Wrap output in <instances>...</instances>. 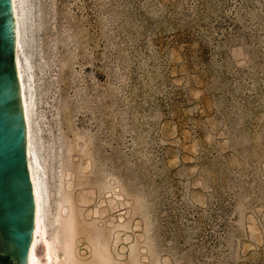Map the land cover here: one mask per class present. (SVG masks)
<instances>
[{
    "label": "rangeland",
    "instance_id": "obj_1",
    "mask_svg": "<svg viewBox=\"0 0 264 264\" xmlns=\"http://www.w3.org/2000/svg\"><path fill=\"white\" fill-rule=\"evenodd\" d=\"M22 4L56 264H264V0Z\"/></svg>",
    "mask_w": 264,
    "mask_h": 264
},
{
    "label": "water",
    "instance_id": "obj_2",
    "mask_svg": "<svg viewBox=\"0 0 264 264\" xmlns=\"http://www.w3.org/2000/svg\"><path fill=\"white\" fill-rule=\"evenodd\" d=\"M17 49L14 0H0V264H29L36 227Z\"/></svg>",
    "mask_w": 264,
    "mask_h": 264
},
{
    "label": "bare ground",
    "instance_id": "obj_3",
    "mask_svg": "<svg viewBox=\"0 0 264 264\" xmlns=\"http://www.w3.org/2000/svg\"><path fill=\"white\" fill-rule=\"evenodd\" d=\"M22 5H23L22 0H14L15 13L17 17V47H18L17 67H18L21 88H22L23 104H24L25 113H26L29 166H30V172L32 175L33 183H34V191H35V196H36V227H35L34 237H33L32 245L30 249L29 264H38L43 259L45 260L47 264H56L60 261L59 260L60 254H59V250H55L53 253L50 251L47 236L45 233V186H44L42 174L40 172V167H39L40 163H38L39 161L37 159V155H36L34 144H33L31 115H30V108H29V103L27 99V96H28L27 95V87H28L27 84L28 83H26V77L24 73V64H23L24 62H23V56H22L23 54L22 52L23 51L22 50L23 49L22 48L23 46L22 45L23 6ZM68 200L70 202V199ZM65 215H66L65 217L62 214L60 215L62 219V222H60L62 225L61 228H63V231H64L63 233L64 234L63 264H81L83 262L76 259L75 248H74L75 247L74 238L78 232L79 221L76 218V215L74 214L73 209H69V211H67V214ZM62 216L64 218H62ZM91 232L93 233V231ZM40 243H42L44 246V250L42 252H40L39 250ZM95 255L97 257V260H99V262H103L104 264H110L111 259L106 254L102 253L101 250L96 248Z\"/></svg>",
    "mask_w": 264,
    "mask_h": 264
}]
</instances>
